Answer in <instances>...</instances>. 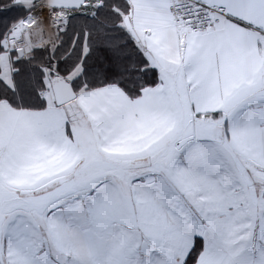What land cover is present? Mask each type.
I'll use <instances>...</instances> for the list:
<instances>
[{
    "label": "snow or ice",
    "instance_id": "1",
    "mask_svg": "<svg viewBox=\"0 0 264 264\" xmlns=\"http://www.w3.org/2000/svg\"><path fill=\"white\" fill-rule=\"evenodd\" d=\"M0 264H264V0H0Z\"/></svg>",
    "mask_w": 264,
    "mask_h": 264
}]
</instances>
